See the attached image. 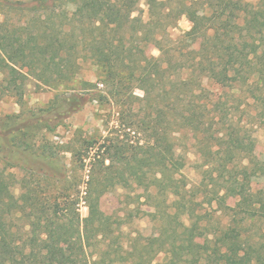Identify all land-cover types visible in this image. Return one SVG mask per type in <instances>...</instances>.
Instances as JSON below:
<instances>
[{
  "label": "trees",
  "instance_id": "trees-1",
  "mask_svg": "<svg viewBox=\"0 0 264 264\" xmlns=\"http://www.w3.org/2000/svg\"><path fill=\"white\" fill-rule=\"evenodd\" d=\"M140 2L0 0V97L20 106L0 114V264H90L86 238L119 229L103 197L124 176L139 174H150L165 196L168 226L136 235L129 249L117 245L114 252L124 250L118 261L156 264L165 252L162 264H264V196L252 202L248 194L250 203L238 211L262 225L258 234L230 225L203 240L204 214L188 197L180 175L186 162L176 149L187 137L200 152L198 189L208 203L221 206L227 194L250 189L253 176L264 174L251 128L237 116L248 98L264 105V0H145L147 20L133 16ZM191 6L205 8L210 22L184 33L201 37L188 52L167 31ZM88 62L96 81L78 79ZM32 79L55 91L45 105L26 100ZM92 100L123 105L125 136L102 140L76 129L65 142L55 139ZM140 102L145 107L137 108ZM138 133L144 138L135 139Z\"/></svg>",
  "mask_w": 264,
  "mask_h": 264
},
{
  "label": "rangeland",
  "instance_id": "rangeland-1",
  "mask_svg": "<svg viewBox=\"0 0 264 264\" xmlns=\"http://www.w3.org/2000/svg\"><path fill=\"white\" fill-rule=\"evenodd\" d=\"M187 1L189 2L190 0ZM138 15L142 16L144 20L148 19V8L145 0H141L137 10L133 12V16ZM209 18L208 11L205 8L191 6L178 19L174 26L168 28L167 32L172 39V44L175 43V46L179 50L188 52L197 48L199 45L197 40L201 38L200 35L189 39L188 37H184V33L195 24L204 28L209 24ZM1 19L2 15L0 14ZM148 50L154 55L160 54V51L156 47L149 46ZM177 53L179 54L178 51ZM78 79L96 81V66L89 62L83 64ZM206 86L211 90H217L218 88L214 84ZM99 87L103 88V85L100 84ZM136 92L139 96L143 94L140 89H136ZM54 93L55 91L52 89L38 86L37 82L32 79L28 83L25 98L30 105L38 107L48 103ZM189 95L187 90L182 93L184 98H187ZM247 100L250 104L246 107V112H243L242 115L238 113L237 116L244 120L249 128H251V134L256 142L253 152L262 161L264 160V105L254 103L250 98ZM137 106V108L141 106L145 107L144 102L138 103ZM122 109L123 105H117L112 100H92L82 110L73 114L68 119L66 126L61 127L58 135L54 138L65 142L73 137L76 129H81L83 134L88 137H102V140L106 137L111 138L118 135L122 138L125 136L124 126L119 119L121 116L119 111ZM19 110L20 106L16 103L14 97H0L1 115L18 112ZM134 136L135 139L144 138L143 133H138ZM176 149L185 158L186 164L181 170L180 175L186 180L188 197H192V203L197 212L204 214L203 219L200 221V230L201 232L203 231L201 238L203 240L207 236H209L208 238H212L213 232L223 231L230 225L245 226L246 229H249L250 233L258 234L262 225L259 222H255L254 219L245 217L243 214H238V211L241 208L247 207L250 203V200L247 199L248 194H250L248 198H251L252 202L262 199L264 196V174L253 176L250 189L233 191L227 194L221 206L215 201L208 203L205 202L206 193L198 189L204 170L200 152L192 145V139L187 137L180 138L177 141ZM68 158H70V154H68ZM67 161L69 162L70 160L67 159ZM169 196L170 200L175 198L173 195ZM164 199L163 193L159 194L158 189L154 185H151L150 174H139L135 178L124 176L121 183L109 190L102 199V208L118 222L119 229L106 238L101 236L86 238V251L90 264H128L118 261L120 254L124 250L114 252L115 247L120 244L125 249H129L132 246V238L136 235L154 236L159 233L161 226H168V217H163L165 206L162 204V200ZM188 206H190V203ZM80 211L82 216L88 214V209L84 204L81 205ZM155 211H157V217H154L150 213ZM170 211H173V209H170ZM181 219L186 223L190 222L187 215H182ZM165 257V252L158 253L154 258V263L162 264L166 259Z\"/></svg>",
  "mask_w": 264,
  "mask_h": 264
}]
</instances>
